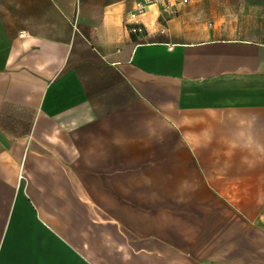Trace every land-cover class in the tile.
I'll return each mask as SVG.
<instances>
[{"label": "crops", "instance_id": "1", "mask_svg": "<svg viewBox=\"0 0 264 264\" xmlns=\"http://www.w3.org/2000/svg\"><path fill=\"white\" fill-rule=\"evenodd\" d=\"M136 7L5 0L20 35L0 56V264L241 258L231 216L186 204L228 161L264 160V27L191 0L134 33Z\"/></svg>", "mask_w": 264, "mask_h": 264}, {"label": "rangeland", "instance_id": "2", "mask_svg": "<svg viewBox=\"0 0 264 264\" xmlns=\"http://www.w3.org/2000/svg\"><path fill=\"white\" fill-rule=\"evenodd\" d=\"M228 5L235 4L237 13L252 18L257 26L264 27V0H221ZM4 2L0 0V56L4 57L14 39L20 33L12 30V25L5 21ZM244 165L241 166L240 163ZM227 163V161H222ZM230 167H224L208 175L206 178L213 188L220 189L215 193H201L194 197L188 193L187 204L198 210H204L205 215L220 217L231 216V225L235 228V241L238 258L233 263H218L214 260L203 261L200 264H264V160L228 161ZM235 163L237 165L235 166ZM174 172H177L174 170ZM190 175L193 171L190 169ZM195 173V172H194ZM190 177L189 187L198 188L203 184L202 177ZM232 189V190H230ZM193 196V197H192ZM231 207L226 210L225 205ZM159 210V209H157ZM215 212V214L213 213ZM192 225H189L191 227ZM211 243L212 241H205ZM224 242V241H223ZM214 251L225 254L224 245L217 246ZM245 252V253H243ZM243 259V260H242Z\"/></svg>", "mask_w": 264, "mask_h": 264}, {"label": "built area", "instance_id": "3", "mask_svg": "<svg viewBox=\"0 0 264 264\" xmlns=\"http://www.w3.org/2000/svg\"><path fill=\"white\" fill-rule=\"evenodd\" d=\"M190 1L191 0H137L136 9L128 15V27L134 33L143 31L144 27L134 20L144 13L150 6H158L163 10L168 11L174 6L186 4Z\"/></svg>", "mask_w": 264, "mask_h": 264}]
</instances>
